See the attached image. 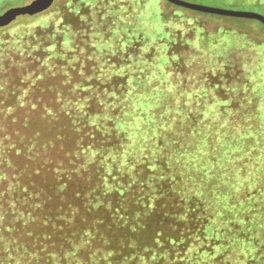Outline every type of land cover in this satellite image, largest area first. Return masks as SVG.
<instances>
[{
  "label": "trees",
  "instance_id": "16d2710c",
  "mask_svg": "<svg viewBox=\"0 0 264 264\" xmlns=\"http://www.w3.org/2000/svg\"><path fill=\"white\" fill-rule=\"evenodd\" d=\"M129 5L0 40V264H264L260 62L207 68L179 32L97 45L136 30Z\"/></svg>",
  "mask_w": 264,
  "mask_h": 264
},
{
  "label": "rangeland",
  "instance_id": "374dc122",
  "mask_svg": "<svg viewBox=\"0 0 264 264\" xmlns=\"http://www.w3.org/2000/svg\"><path fill=\"white\" fill-rule=\"evenodd\" d=\"M32 0H0V14L7 9L29 4ZM119 0H114L118 2ZM130 3L129 6L138 2L139 10L135 12L140 17V24L136 30L125 27L121 32L115 31L108 40H100L99 37L97 45H114L117 43L119 46L126 47L127 43L134 37L143 36V40L149 39L151 42L154 39L163 40L164 44H156L163 48H167L171 44V40L179 35V32L184 44L192 36V46L200 50L199 57L197 53L192 56V60L196 62V58L203 61L207 68H220L223 63L236 64L241 67L243 62L251 63L253 60H258L259 70L264 75V28L258 21L229 17L214 14H203L197 11L189 10L186 8L167 6L165 0H120L122 4ZM190 4L207 6L212 8L252 12L264 16V0H181ZM71 0H55L53 5L45 12L35 16H20L16 18L8 26L0 28V40H4L10 36H16L17 30L28 25L27 28H35V26L46 23L50 17L56 16L55 12L58 8L64 5L68 6ZM132 2V3H131ZM167 2V1H166ZM109 3H111L109 1ZM5 5H9L6 6ZM133 8L135 7L132 6ZM131 10L130 13H133ZM134 13V14H135ZM137 17V16H136ZM133 16L129 14L128 20ZM130 26V24H129ZM190 31V32H189ZM192 31V33H191ZM190 36V37H191ZM247 39L257 44H261L258 50H250L247 53L233 52V46H237L240 41ZM145 44L147 42L145 41ZM190 45V42L187 43ZM147 49V47H145ZM241 52V51H240ZM184 51L178 52V58L181 56L183 59L190 58L187 54L183 55ZM175 54L173 53L172 56ZM150 64V63H149ZM251 64L246 65L243 69L249 71ZM147 70L146 73H149ZM256 77V74H251ZM261 75V74H259ZM149 78V75H146ZM175 77V76H174ZM255 110L264 112V106L257 107Z\"/></svg>",
  "mask_w": 264,
  "mask_h": 264
},
{
  "label": "water",
  "instance_id": "95a60500",
  "mask_svg": "<svg viewBox=\"0 0 264 264\" xmlns=\"http://www.w3.org/2000/svg\"><path fill=\"white\" fill-rule=\"evenodd\" d=\"M54 1L55 0H32L29 4L9 8L5 12L0 14V28L8 26L10 23H12L16 18L20 16H35L40 13H43L53 5ZM165 1L178 7H182L206 14L256 20L264 26V16L259 15L257 13L212 8L207 6L190 4L187 2H183L181 0H165Z\"/></svg>",
  "mask_w": 264,
  "mask_h": 264
}]
</instances>
